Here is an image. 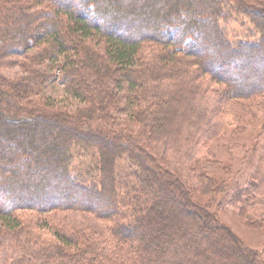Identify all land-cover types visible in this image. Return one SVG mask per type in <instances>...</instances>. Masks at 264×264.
Masks as SVG:
<instances>
[{
  "label": "trees",
  "instance_id": "obj_1",
  "mask_svg": "<svg viewBox=\"0 0 264 264\" xmlns=\"http://www.w3.org/2000/svg\"><path fill=\"white\" fill-rule=\"evenodd\" d=\"M60 209L102 225L16 214ZM221 213L264 222V0H0V264H264Z\"/></svg>",
  "mask_w": 264,
  "mask_h": 264
},
{
  "label": "rangeland",
  "instance_id": "obj_2",
  "mask_svg": "<svg viewBox=\"0 0 264 264\" xmlns=\"http://www.w3.org/2000/svg\"><path fill=\"white\" fill-rule=\"evenodd\" d=\"M6 73L9 75L12 73L17 74L18 71L13 69L6 71ZM212 153L216 159L223 160L226 156V149L224 146L216 144L212 147ZM123 168L126 171L128 166L123 165ZM16 214L22 224L28 228L26 232L32 233L35 236L39 235L45 241L49 242L55 241L53 232L66 233V230H69V226L100 228L102 225L99 220L90 214L71 210L60 209L41 215L32 211L19 210ZM220 218L246 245L258 249L264 247V222L258 227H252L247 225L241 217L239 218L230 213H221Z\"/></svg>",
  "mask_w": 264,
  "mask_h": 264
},
{
  "label": "clouds",
  "instance_id": "obj_3",
  "mask_svg": "<svg viewBox=\"0 0 264 264\" xmlns=\"http://www.w3.org/2000/svg\"><path fill=\"white\" fill-rule=\"evenodd\" d=\"M164 30H165V31H169V30H174V29L168 28V29H164ZM192 42H193V39H192L191 36H186V37L184 38V41H183V43H184L185 46L190 45Z\"/></svg>",
  "mask_w": 264,
  "mask_h": 264
}]
</instances>
